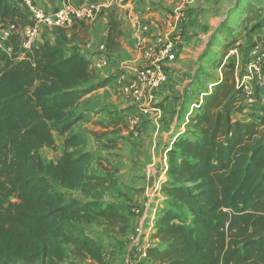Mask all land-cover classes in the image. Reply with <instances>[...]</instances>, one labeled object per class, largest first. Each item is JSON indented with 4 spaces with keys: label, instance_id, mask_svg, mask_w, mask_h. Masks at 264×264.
<instances>
[{
    "label": "trees",
    "instance_id": "trees-1",
    "mask_svg": "<svg viewBox=\"0 0 264 264\" xmlns=\"http://www.w3.org/2000/svg\"><path fill=\"white\" fill-rule=\"evenodd\" d=\"M32 22L23 0H0V264H102L84 225L102 219L109 232L123 234L130 213L89 195L91 187L115 184L113 165L90 173L101 157L82 150L85 138L71 130L81 118L76 105L109 78L90 82V60L67 54L63 27L52 28L54 43L23 49L20 30ZM118 35L110 16L107 46ZM220 67L190 116L192 130L177 131L167 149L166 198L148 250L153 264H264V117L232 116L242 90L233 64ZM55 131L63 151L45 160L41 151L55 150ZM80 188L83 197L68 193Z\"/></svg>",
    "mask_w": 264,
    "mask_h": 264
},
{
    "label": "crops",
    "instance_id": "crops-1",
    "mask_svg": "<svg viewBox=\"0 0 264 264\" xmlns=\"http://www.w3.org/2000/svg\"><path fill=\"white\" fill-rule=\"evenodd\" d=\"M32 1L46 12L55 11L64 2L101 4V9L94 19L76 21L64 30L67 54L77 51L90 60L91 67L95 71V77L90 82L109 78L106 85L85 94L76 105L74 113L81 118L73 125L71 132L82 134L87 143H93V140L101 143V146L96 147L85 145L82 150L92 152L95 158L101 157L100 163L103 166L112 164L116 169L115 178L119 182L122 181V173L126 176L129 183L127 191L133 199V204H142L148 198L147 192L150 187L152 188L156 178L149 174L148 168L158 165L159 162L162 165L160 156L163 153V145L155 142H140L136 134L129 136L128 122L130 118L136 117L140 121V131L150 125L154 129L159 128L160 132L167 130L168 133L174 130L176 120L189 118L188 109L191 115L195 113L198 109L195 105L205 100L206 96L194 98V80L200 78L201 74L208 75L206 72L208 65L202 63L201 55L205 53L211 40L239 37L238 41L242 42L236 48L235 43L228 46L230 40L222 44L218 42L221 46L227 43L226 49L231 47L229 52L232 53L231 56L225 53L221 58V64L234 62L237 84L242 82L255 94V100L251 103L239 94L241 97L239 108L233 111L232 116L240 122L260 120L264 117V86L258 84L251 75L248 63L242 70L244 74L240 80L238 76L242 68L241 48H244L242 40H245L246 32L251 29L249 23L254 22L250 19V10L239 11L244 2L239 0ZM175 11H181L180 16L173 15ZM110 16L118 22L119 30L112 47L107 46L106 42L107 21ZM222 23H227L228 32L226 27H221ZM54 30L46 28L41 40L49 39L54 43L55 37L52 36ZM263 33L264 25L251 35L255 38ZM229 34L231 35L228 36ZM167 42L170 49L163 58L159 50ZM232 48H235L234 52H231ZM147 49L154 50L151 57L162 64L166 80L153 92L135 100L123 91V87L133 78L136 67L150 62L151 58L145 55ZM245 54L248 61L251 58L250 49ZM201 64L205 66H200ZM261 67L264 69V64ZM220 69L219 66L217 70ZM219 76L221 71L215 77ZM210 90L212 85L208 91ZM112 143L114 144L110 145ZM45 150L59 155L63 151L62 136L58 135L56 138L55 150L49 148ZM154 150L157 151L158 163L155 162ZM52 158L54 159V156L50 159ZM97 164L95 159L89 169L94 173L103 172L102 165ZM165 164L168 165L167 162ZM151 222L154 225L155 219ZM142 224L141 217L135 215L128 217L122 235L124 239L126 238V242L124 241L122 247L123 254L120 255L121 264L131 260L130 257L136 254L138 245L130 239V236L137 237L135 229ZM152 224L147 230L150 234L148 236L151 237Z\"/></svg>",
    "mask_w": 264,
    "mask_h": 264
},
{
    "label": "rangeland",
    "instance_id": "rangeland-1",
    "mask_svg": "<svg viewBox=\"0 0 264 264\" xmlns=\"http://www.w3.org/2000/svg\"><path fill=\"white\" fill-rule=\"evenodd\" d=\"M244 2L243 4H241L239 11H247L250 10L251 12L249 13L250 19L253 20V23H249V26L251 25V29L250 31L247 33L246 32V36H245V40L243 41L244 44V48H241V51H243V55H242V59H241V65L242 68L240 69L241 73H239V80L242 78L244 71H242L244 69V67H246V64L248 63L247 59L245 57H247V54H245V52L247 53V51L252 47L255 46L256 44L259 43L260 39L262 38V36L264 35H258L252 36L251 34H254L255 31L257 30V28L262 27V25H264V0H239ZM249 5H252L249 6ZM255 18V19H254ZM79 21V20H78ZM74 24V23H73ZM221 27H226L227 32L229 30V27L227 25V23H222ZM46 31V29H44V32ZM230 32V31H229ZM250 33V34H249ZM234 34V33H233ZM231 34H229L228 36H230ZM237 36V35H234ZM234 38V37H233ZM235 47H237L238 45H241L242 42H239L238 40L240 39L235 38ZM231 40L228 39L227 37H222L221 39H217V40H211L208 43V48L206 49L205 53H203V55H201V61L202 63H207V76H203L201 74L200 78H197L194 80V85H195V97L196 99H198L200 96H206V92L208 91L209 87L211 86V80L217 75L218 72V67L221 66V58L222 56L227 53V54H231L229 52L230 48L227 50L225 44H223L222 46L220 44H222V42H226ZM220 44H219V43ZM237 43V44H236ZM219 48V49H217ZM227 50V52H226ZM229 57V56H228ZM233 66L235 67V63H232ZM200 66H205V64H201ZM212 67V68H211ZM197 103V102H196ZM199 103V102H198ZM197 107V104L195 105ZM188 115L189 118H184L181 119V121H179L180 119L176 120L175 123V127L174 130H171L170 132L167 133V130L164 132H160L159 128L155 127V129L152 126H146L144 127V129L142 131H140L141 126H140V121L139 122V127L138 130L136 131V136L137 139L140 142H155V143H160L161 145H163V153H161V156L158 152V155L160 156V161L162 163V165L159 164L158 165H154L152 167H149V174L153 175V177L155 178V181L153 182V186L152 188L148 190L147 192V199H145V202L142 204H136V203H132L133 199H131L130 197V193L127 191L128 188V180L126 178V176L122 173L121 176V182H119V180H117L115 178V172L116 169L113 167L110 169V173H112V175L115 178V184L111 185L109 183L101 185V186H96V187H91L88 190V193L90 196L93 197H99L102 198V200H109V201H115L118 202V204H120L122 206V208L124 210H126L127 212L130 213V215H135V216H139L143 219V224L142 226H140V228L146 233L148 232L147 228H149L152 224V222L150 221V216H152L151 212L153 209L158 210L159 208H163V204L161 202V200L164 198H166V195H164L163 193L160 192V187H161V183L166 179V175L164 174V170L166 169V162L168 161L167 159V149L170 148L172 146V141H173V137L174 135L177 133V131H183V130H187V131H191L192 128L189 125V121L191 120V113L188 109ZM132 132H130L128 130V135L129 136H133L135 135ZM54 135L56 136V138L58 137V133L55 131ZM114 143L110 144L113 145ZM87 147L89 145V147H96L97 145L101 146V143L97 140H93V143L89 142L86 144ZM86 147V146H85ZM83 148V147H82ZM162 148V147H161ZM47 150L43 149L41 151L42 156L45 158V160L50 159L51 156H54V158L57 157V155L51 154L46 152ZM154 155L155 156V162L158 163V159H157V151L154 150ZM95 156V155H94ZM99 165V162L98 164ZM161 165V166H160ZM103 166V165H102ZM114 170V171H113ZM90 173H94L93 170H90ZM105 172V171H104ZM158 185V188L155 189V186ZM124 187V188H123ZM126 188V189H125ZM124 190V191H123ZM83 191H81L80 189H75L72 191H68V193H70L73 196H82ZM124 192V193H123ZM134 209H139L140 211L138 213H134ZM153 217V216H152ZM147 226V227H146ZM153 226V224H152ZM86 231L95 239V242L97 243V245L100 246V250L101 253L103 255V263L102 264H121V260L122 257L120 256L122 253V247H124V241L126 242V238L124 239L122 237L123 234H119L116 232H109V227L107 226V224L102 220V219H96L93 220L87 224L84 225ZM150 235V234H149ZM128 240V239H127ZM123 244V245H122ZM119 247V248H118ZM130 259H132V257H130ZM129 261H125L123 264H129ZM62 264H69L68 260L66 259ZM74 264H100L97 263L95 261L92 260H85V261H78V260H74Z\"/></svg>",
    "mask_w": 264,
    "mask_h": 264
},
{
    "label": "built area",
    "instance_id": "built-area-1",
    "mask_svg": "<svg viewBox=\"0 0 264 264\" xmlns=\"http://www.w3.org/2000/svg\"><path fill=\"white\" fill-rule=\"evenodd\" d=\"M187 1L188 0H181V2ZM23 3L27 11V15L33 21L31 24L24 26L20 30L21 47L25 50H29L32 47H36L41 44L44 29L56 27L67 28L78 20H92L101 9V4L95 2L83 4L64 2L55 11L46 12L37 7L32 0H23ZM180 14L181 11L173 12V15L180 16ZM11 31H14V26L12 25L9 26L7 30H3L1 32V37H6ZM169 47V43L167 42L163 48L159 50L160 56H163L164 58L169 52ZM235 48H232L231 52H234ZM153 51L154 50L151 51L150 49L145 51V55L151 58L150 62L144 66L136 67L133 78L123 87V91L135 100L153 92L166 80L162 64L160 61L151 57L153 55ZM250 56L251 58L248 60V67H250L251 75L258 84L264 86V69L261 67L264 64V37L259 45L256 44L250 48ZM238 87H241L243 98L247 102L251 103L255 100V94L251 88L245 86L242 82L238 83ZM199 104L197 107H199ZM138 127V119L136 117L130 118L128 122V130L135 134ZM157 188L158 185L155 186V189ZM133 211L134 213H138L140 210L134 209ZM151 214L153 217L150 216V221L156 218L157 210L153 209ZM135 234H137V237L131 235L130 239L137 243L138 248L136 254L132 256V259L129 260L128 263L153 264L148 250L152 246L154 240L151 236H148V232L145 233L140 227L135 229Z\"/></svg>",
    "mask_w": 264,
    "mask_h": 264
}]
</instances>
